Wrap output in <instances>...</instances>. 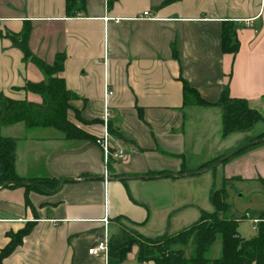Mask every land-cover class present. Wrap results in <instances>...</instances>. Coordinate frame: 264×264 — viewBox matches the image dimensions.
<instances>
[{
    "label": "crops",
    "instance_id": "0c3cea01",
    "mask_svg": "<svg viewBox=\"0 0 264 264\" xmlns=\"http://www.w3.org/2000/svg\"><path fill=\"white\" fill-rule=\"evenodd\" d=\"M65 2L0 0V94L42 102L25 85L45 82V76L7 37L28 27V48L36 57L51 65L63 56L55 76L74 94L72 107L83 119L99 121L88 133L101 134L106 108L111 143L124 155L105 164L93 141L67 139L54 128L1 126L0 134L15 140L18 177L57 183L71 178L56 192L0 186V250L9 234L31 224L2 264H109L108 252L90 255L88 248L124 232L150 239L173 234L202 211L213 212L208 203L217 173L223 180L264 185L257 180L264 179V142L248 148L252 175L226 176L223 163L220 172L217 164L196 176L179 174L264 132L256 134L254 125L222 136V109L184 106L181 82L210 103L227 90L262 114L264 0H85L77 14L68 13ZM227 23L236 30L235 53L221 49ZM211 249V258L221 255V244L219 254ZM138 252L134 244L116 264H155L140 262ZM184 252L190 256L192 245Z\"/></svg>",
    "mask_w": 264,
    "mask_h": 264
},
{
    "label": "trees",
    "instance_id": "16d2710c",
    "mask_svg": "<svg viewBox=\"0 0 264 264\" xmlns=\"http://www.w3.org/2000/svg\"><path fill=\"white\" fill-rule=\"evenodd\" d=\"M171 0H167L169 2ZM85 6V0H66V11L77 14ZM30 29L24 27L20 34H7V37L21 50L24 58L33 62L46 81L41 83H27L25 89L41 96L40 104L13 100L0 94V127L5 124L22 122L26 127H51L66 134L67 139L92 141L93 137L81 130L77 124L69 120L68 112L75 110L69 104L74 94L69 91L64 79L55 76L63 69V56H57L53 64H46L36 57L28 48ZM0 36H4L0 31ZM221 49L226 53H235L238 49L236 30L231 24H224L221 32ZM182 82L183 105H195L202 107L219 106L222 109V136L236 131L250 130L256 123L264 121L262 114L252 108L244 98L231 97L227 90L220 93L215 103H210L200 97L184 79ZM78 122L82 120L76 116ZM84 121V120H83ZM256 141L233 154L236 155L247 148L264 142V132L254 137ZM15 140L3 137L0 134V186L7 182H34L48 188H57L59 182H51L45 179L26 180L16 175L14 169ZM223 156V155H222ZM221 156L203 164L196 170H181L179 174L194 175L201 173L213 166ZM232 157L228 156L224 161ZM160 173H149L150 177ZM164 176V175H163ZM237 178L238 177H234ZM234 178H224L223 184ZM264 184L263 178H258ZM10 187H16L11 185ZM39 192L47 191L37 187H25ZM223 186L220 189H211L209 201L214 211H202L199 219L189 226L173 234H165L154 239L134 236L124 232L121 238L111 237L108 240L109 264L122 261L134 244L139 245L137 259L140 262L152 260L155 264H264V220L257 225L254 237H242L237 231V221L234 218L219 216L228 208L227 194ZM27 202V201H26ZM264 218V217H260ZM31 230V224L26 225L16 233L9 234V243L0 250V264L8 256L22 239ZM137 237V238H134ZM221 239L222 252L217 258H211L208 253L217 238ZM192 245V252L186 257L184 248Z\"/></svg>",
    "mask_w": 264,
    "mask_h": 264
},
{
    "label": "rangeland",
    "instance_id": "374dc122",
    "mask_svg": "<svg viewBox=\"0 0 264 264\" xmlns=\"http://www.w3.org/2000/svg\"><path fill=\"white\" fill-rule=\"evenodd\" d=\"M73 99L74 98H71L69 100L70 106H72V100ZM78 114L80 115L79 112L77 113V115ZM262 114L264 115V112H262ZM77 115L74 113V111L68 112L69 120L72 123L77 124V126L81 130L86 131V132H88V128H90V126L92 124H94L95 122H99V121H94V120H85L82 117H81L82 120H80V122H78L76 119ZM17 123H22V122H17ZM12 124H15V123H12ZM5 125H11V124H5ZM255 125H256L255 127L253 126L254 127L253 130H255L254 132L256 134L259 133L260 131L264 130V122L263 121L262 122L260 121V122L256 123ZM2 126H4V125H2ZM28 128H35V127H28ZM36 128H51V127H36ZM54 130L66 138L65 133H63L60 130L55 129V128H54ZM260 134H258V135H260ZM90 135H91V133H90ZM256 136H254V137H256ZM94 137H93L92 141L95 144H97L96 143L97 137L96 138H94ZM245 144H246V142L241 144L240 146H237L233 150H235L238 147H241ZM248 150L249 149L247 148L244 151H241L240 153H238L234 156L232 154L231 155L232 157H230L226 161L221 162L224 165L226 176H228L230 173H238L240 175H252V168H251L252 160H250L249 158L246 157V156H248V153H247ZM232 151H230L224 155H227V154L231 153ZM223 156H221L220 158H222ZM236 159H239V162L235 163L234 160H236ZM221 166H222L221 164H218L217 169L219 170L221 168ZM220 171H222V170L220 169L219 172ZM219 175H220V173H217L214 187L216 189L217 188L220 189L223 186L225 187L224 189L226 190V194H227L226 202L228 204V208L225 211V213H220L219 216L220 217H222L221 215H223L225 217L231 216L234 219L235 218L238 219V220H236V219L235 220L239 223L237 225V231L241 234V236L245 237V238L254 237L256 234V231H257V225L261 221L260 219H262L258 216V214H259V207H261L263 205L262 202L264 199V185H261L257 181H242V180H238L237 178H234L233 180L228 181L224 185L222 176H219ZM194 176H196V175H194ZM1 186H3V184H1ZM205 194H206V192L203 193V197L205 196ZM210 205L211 204L209 202L208 206H210ZM123 235L124 234L120 235L119 238H121ZM134 238H137V237H134ZM220 244H221V239L218 237L216 239L215 243L211 247L212 248L211 249L212 255L219 254ZM187 255H189V254H187Z\"/></svg>",
    "mask_w": 264,
    "mask_h": 264
},
{
    "label": "built area",
    "instance_id": "2783aa9c",
    "mask_svg": "<svg viewBox=\"0 0 264 264\" xmlns=\"http://www.w3.org/2000/svg\"><path fill=\"white\" fill-rule=\"evenodd\" d=\"M143 17L151 18L149 12H144ZM115 22H119L120 19L116 18L114 20ZM112 92L108 91L107 95H111ZM106 107V104H104ZM109 113L107 112V109H104V125L103 130L101 131V134L96 138V143L101 147L103 155H104V162L107 163L109 158L112 159H121L124 155V150L121 148H114L113 144L111 143V134L109 130L107 129V121H108ZM107 177V176H106ZM260 220H264L260 219ZM88 254H104L107 255L108 252V243L107 240H101L99 242H96L94 245H92L87 250Z\"/></svg>",
    "mask_w": 264,
    "mask_h": 264
},
{
    "label": "water",
    "instance_id": "95a60500",
    "mask_svg": "<svg viewBox=\"0 0 264 264\" xmlns=\"http://www.w3.org/2000/svg\"><path fill=\"white\" fill-rule=\"evenodd\" d=\"M255 142L256 141H250V142L246 143L245 145H243L241 147H238L237 149L233 150L231 153H229L227 155H224L222 158H220L213 166H216L217 164L223 162L228 156L234 154L235 152H237V151L241 150L242 148H244V147H246V146H248L250 144H253ZM69 179H71V178H65V179L61 180L59 186L57 188H55V189L54 188H48V187H45V186H43L41 184H37V183H34V182H7V183L3 184V186H1V187L4 188V187H7V186L15 185V186H19V187H37V188H41V189H43V190H45L47 192H56Z\"/></svg>",
    "mask_w": 264,
    "mask_h": 264
}]
</instances>
